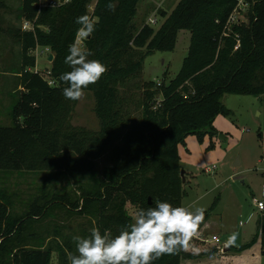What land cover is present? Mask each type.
Listing matches in <instances>:
<instances>
[{
	"label": "trees",
	"instance_id": "1",
	"mask_svg": "<svg viewBox=\"0 0 264 264\" xmlns=\"http://www.w3.org/2000/svg\"><path fill=\"white\" fill-rule=\"evenodd\" d=\"M139 1L94 0L90 10L92 0L56 6L20 0L17 19L33 25L23 30L20 25L3 26L8 5L0 0V36H12L19 47L9 67L16 76L12 123L0 125V264H50L53 252L57 264H68L75 236L64 234V224H45L54 213L88 216L102 232L116 233L131 222L128 205L135 211L155 206L157 200L181 205L185 190L178 146L189 134L202 139L216 132V116L231 113L222 102L225 94L261 96L264 105V0H254L248 21L229 29L228 17L237 0H179L170 13L159 10L164 20L157 29L149 23L136 27ZM110 3L115 11L109 10ZM85 14L99 18L96 31L84 42L92 53L89 58L107 67L84 90L95 97L98 130L72 124L77 100L63 97L59 79L70 71L64 58L80 27L75 20ZM181 30H188L190 38L176 76L168 82L138 79L145 57L175 49ZM40 46L53 54L48 69L53 85L34 70L31 52ZM136 108L139 115L134 114ZM108 152L111 161L97 176L98 159ZM5 170L89 174L93 184L81 187L79 197L51 192L47 184L57 177L50 175L18 213L14 195L2 186ZM209 212H204V221ZM258 240L264 254V210L254 237L233 248L241 251ZM193 257L181 250L153 264H181Z\"/></svg>",
	"mask_w": 264,
	"mask_h": 264
},
{
	"label": "rangeland",
	"instance_id": "2",
	"mask_svg": "<svg viewBox=\"0 0 264 264\" xmlns=\"http://www.w3.org/2000/svg\"><path fill=\"white\" fill-rule=\"evenodd\" d=\"M48 1V0H43ZM179 0H140L137 6V14L133 22L139 29L143 24L149 23L150 18H156L157 23L153 25L157 29L164 20L159 10L170 13ZM7 8L3 10L5 28L21 26L17 19L20 0H6ZM94 0L90 5L93 9ZM249 12L242 16L241 21L247 22ZM190 33L181 30L178 34L176 47L173 50H156L146 56L142 71L139 75L141 81H165L173 79L179 72L183 59L188 53ZM19 47L12 36L2 34L0 36V125L12 123L10 115L11 106L15 97L13 95L16 76L9 70L13 62L14 54ZM36 57L34 70L39 71L46 79L49 50L37 47L31 52ZM159 97V96H158ZM223 104L231 111L229 115L219 114L218 131L214 134L205 133L202 139L197 134H189L185 142L180 144L182 156L187 162L181 166L184 171L185 182L183 188L187 195L184 196V205L187 201L198 194L208 192L199 202L190 207L195 211L201 207L204 211L215 212L220 215L222 222L220 234L222 242H227L229 236L236 234V240L231 246H241L250 241L258 231V218L260 212L253 207L252 197L261 200L264 189V140L259 133H264V105L261 96L248 94H225ZM133 108L136 104L132 105ZM95 97L91 91H84V95L77 100L72 113L71 122L76 126L87 129L98 130L99 119L95 113ZM136 108L134 114L139 115ZM216 116V117H217ZM220 123V125H219ZM120 139L115 141L119 144ZM191 152L189 153V149ZM184 149V150H183ZM189 150V151H188ZM111 153L108 152L98 159L97 176H101L103 169L110 163ZM187 156H190L189 158ZM209 168L210 172L205 170ZM56 176L54 172L48 171H10L1 173L2 186L14 195V210L18 213L25 211L27 201L41 192V187L46 177ZM56 180H51L47 187L51 192L63 193L68 191L72 196L79 197L81 187L93 184L89 174L58 175ZM217 187L211 191L214 186ZM193 190V191H192ZM130 215L135 212L128 205ZM52 227L58 222L65 235L83 236V232H90L96 226L95 220L88 216L70 215L63 211L54 213L49 220L44 221ZM43 222V223H44ZM52 222V224H51ZM241 223V224H240ZM219 226H214L218 228ZM46 228V227H45ZM61 241V239H60ZM216 250V249H215ZM242 253L259 257L264 264V254L260 249L259 242L241 250ZM218 253H223L217 249ZM229 254H233V250ZM58 254L52 253L50 264H57Z\"/></svg>",
	"mask_w": 264,
	"mask_h": 264
},
{
	"label": "clouds",
	"instance_id": "3",
	"mask_svg": "<svg viewBox=\"0 0 264 264\" xmlns=\"http://www.w3.org/2000/svg\"><path fill=\"white\" fill-rule=\"evenodd\" d=\"M108 8L115 11L114 4L110 3ZM75 23L80 27L64 58L70 71L59 76L64 84L63 97L72 101L79 100L84 90L107 71L101 61L89 58L92 53L84 43L96 31L99 18L85 14L78 16ZM203 221L201 207L192 211L188 206L157 200L155 206L137 209L131 222L116 233L109 229L102 232L94 226L87 236L74 237L76 249L68 254V264H153L162 255L187 250ZM235 240L233 233L227 244Z\"/></svg>",
	"mask_w": 264,
	"mask_h": 264
},
{
	"label": "crops",
	"instance_id": "4",
	"mask_svg": "<svg viewBox=\"0 0 264 264\" xmlns=\"http://www.w3.org/2000/svg\"><path fill=\"white\" fill-rule=\"evenodd\" d=\"M40 1L42 3L47 2V1L44 2L43 0H40ZM213 125L215 129H217L218 131V116L215 118ZM262 138L264 140V133L262 135ZM187 149L190 150V151L188 150L190 153L191 148H187ZM181 150H182L181 147L178 146V151H179V155H180V159L182 163L187 162V160L183 158L182 156L183 154ZM187 157L189 158L190 156H187ZM216 187L217 185L211 188V191L215 189ZM187 194L185 192V195ZM207 194L208 192L201 193V194H198L197 192H195V197L192 200L187 201V204L184 205V201L182 199L181 205L188 206L190 208L196 202H199ZM261 200L264 201V189H263V197L261 198ZM257 201L258 200H255V197L253 196L251 203L253 207H256L258 209L261 215L263 211L257 207V204H256ZM217 225L219 227L214 228V226H217ZM221 229H222V222H221L220 215L215 212H209L208 218L199 227L196 235L193 236L191 241L189 242L190 243L189 248L187 250H184L185 252L194 255V257L183 259L181 264H261L262 263L260 262L257 254L254 257L250 255H246L242 253V251L235 250L233 248L235 246H231L230 244H227V242H223L226 245V249L224 250V252L221 254L218 253L215 243L212 241H206V239H211L213 235H217L220 238L221 236L219 233L216 232V230L221 231ZM220 240L222 241L221 238ZM256 242H259L260 244L259 240ZM260 249H261V246H260ZM231 250H233V254H229Z\"/></svg>",
	"mask_w": 264,
	"mask_h": 264
},
{
	"label": "built area",
	"instance_id": "5",
	"mask_svg": "<svg viewBox=\"0 0 264 264\" xmlns=\"http://www.w3.org/2000/svg\"><path fill=\"white\" fill-rule=\"evenodd\" d=\"M69 0H49L46 3H42L41 4H48L51 6H56V5H60L62 3H65ZM254 3V0H237V4L235 6V8L233 9V11L231 12L230 16L228 17V21H227V28L229 29L233 24L235 23H240L243 22L242 20V16H244V14L251 8L252 4ZM157 23L156 18H150L149 19V24L151 25H155ZM22 28L23 30H30L33 28L32 22L29 20H24L22 22ZM239 44V43H238ZM238 44L235 46V49L238 48ZM46 50H48L46 48ZM47 79H48V83L50 85L54 84V81L49 77V71L47 69ZM206 172H210V169L207 168L205 170ZM257 207L260 210H264V201L263 200H258L257 201ZM206 241H212L215 243L216 247L218 250H220L221 252H224V250L226 249V245L220 240V238L217 235H213L211 239H206Z\"/></svg>",
	"mask_w": 264,
	"mask_h": 264
},
{
	"label": "water",
	"instance_id": "6",
	"mask_svg": "<svg viewBox=\"0 0 264 264\" xmlns=\"http://www.w3.org/2000/svg\"><path fill=\"white\" fill-rule=\"evenodd\" d=\"M52 60H53V54L49 53L48 54V61L51 62ZM180 175L182 177V182L184 183L185 182V177H184V171L183 170H180Z\"/></svg>",
	"mask_w": 264,
	"mask_h": 264
}]
</instances>
